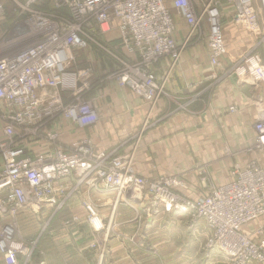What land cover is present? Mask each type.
<instances>
[{"label": "built area", "instance_id": "1", "mask_svg": "<svg viewBox=\"0 0 264 264\" xmlns=\"http://www.w3.org/2000/svg\"><path fill=\"white\" fill-rule=\"evenodd\" d=\"M14 1L25 16L15 24L26 31L0 47V54L18 47L0 60V253L5 264H19V255H29L34 241L17 238L15 222L4 223V214L15 219L23 208L57 203L58 195L65 200L68 191L73 193L84 183L113 191L118 200L130 190L144 189L148 216L177 213L190 227L205 225L208 245L231 254L235 261L264 264V239L252 243L244 231L264 216V167L258 159L235 165L224 183L215 182L208 167L200 163L197 170L205 194L191 196L180 190L186 184L177 174L139 176L133 168L135 149L128 153L119 152L118 146L96 150L86 140L64 146L60 139L64 121L84 127L99 118L87 97L93 87L91 69H76L79 50L90 45L103 48L106 33L117 28L116 47L125 54L114 47L118 52L111 54L115 67L107 78L137 93L153 108L160 99L171 97L167 76H158L156 63L168 58V75L190 42L201 37L202 25L207 26L211 63L220 64L227 53L223 0H204L199 10L192 0H171L187 23L182 41L176 38V16L167 0H55L56 9L67 8L69 14L37 8L50 0ZM227 1L238 8L236 23L259 29L257 5L264 17V0ZM4 11L0 0V19ZM263 58L259 50H252L235 61L230 72L240 83L264 84ZM67 91L71 92L68 101ZM254 128L256 145L263 152L264 116ZM41 142L47 143V151L33 148ZM65 179L73 183L68 186ZM87 211L88 219L97 225L98 208L87 205Z\"/></svg>", "mask_w": 264, "mask_h": 264}, {"label": "crops", "instance_id": "2", "mask_svg": "<svg viewBox=\"0 0 264 264\" xmlns=\"http://www.w3.org/2000/svg\"><path fill=\"white\" fill-rule=\"evenodd\" d=\"M222 2L227 53L219 65L211 63L207 31L201 40L190 42L168 75L170 60L164 58L156 63V72L162 79L167 76V89L173 97L156 103L150 115L152 123L141 134L139 148L133 155V167L139 176L177 174L187 182L185 191L191 196L205 194L197 170L200 163L210 168L217 183L230 180L237 164L245 166L258 159L264 167V151H259L256 145L254 128L264 116V84L240 83L229 72L240 56L252 50L257 49L264 56V42H259L264 17L257 5L259 29L254 31L236 23L235 4ZM193 3L199 10L201 0ZM167 4L176 16V38L182 41L187 23L176 13L171 0ZM104 37L107 46L114 49L120 32L113 28ZM92 46L79 50L76 69L85 66L91 69L93 87L87 97L97 107L99 118L84 127L64 121L60 139L64 146L86 140L96 150H110L137 132L149 106L141 96L120 87L115 80L104 81L112 60L103 50ZM116 49L125 54L123 48ZM70 93L64 94L66 101ZM35 144L37 152L48 149L46 142ZM64 182L68 186L73 183L70 179ZM68 194L65 200L58 195L57 203L47 201L23 208L15 219L4 214V223L15 222L17 238L34 241L29 255H19V264H204L206 261L200 248L208 236L205 225L185 235L182 231L185 221L177 213L148 216L144 189L129 191L118 200L113 191L84 183ZM91 204L98 208L97 225L88 219L87 205ZM153 225L157 226L155 231L151 230ZM258 225H264V217L245 226V230ZM139 229V245L130 255L126 237L135 235ZM220 261L217 257L207 264H221ZM0 264H5L1 253Z\"/></svg>", "mask_w": 264, "mask_h": 264}, {"label": "rangeland", "instance_id": "3", "mask_svg": "<svg viewBox=\"0 0 264 264\" xmlns=\"http://www.w3.org/2000/svg\"><path fill=\"white\" fill-rule=\"evenodd\" d=\"M3 3H4V8H5V11H4V16L0 19V47L2 46H5L6 43L8 41H10L11 39H17V38H20V36L26 31V28H21L19 26H17V24H15L17 21H19L21 18L25 17L23 14H21V11H22V8H19L18 6V3H16L14 0H2ZM20 3H23L22 1L23 0H19ZM204 1V0H201V2ZM193 2V0H192ZM39 6V5H38ZM37 6V8L39 9V7ZM201 37L199 39H195L193 41H199L201 40L204 35H206V32H207V26L205 25H202L201 27ZM263 28L261 29V32H260V35H261V38L259 39V42L260 44H262L264 42L263 40ZM102 43V40L100 41ZM106 41H103L102 45H103V48L101 47H97L98 50H103V53L106 57H108L109 59L112 60V63H111V66H109V69L104 77V81H108V80H114V79H108L107 76L111 73V71L113 70V68L115 67V64H114V58L112 57L111 54L113 53H118L117 51H115L114 49L110 48V47H106L105 44ZM259 44V45H260ZM94 47V46H92ZM18 47H13V48H10L8 50H6V53H2L0 54V60L1 59H5V58H8L10 57L11 55H13L15 53V51H17ZM1 50V48H0ZM10 52V53H9ZM261 52V51H260ZM122 56V55H121ZM243 56V55H242ZM240 56V57H242ZM264 57V56H263ZM237 61V60H236ZM263 61H264V58H263ZM86 67V66H85ZM88 67V66H87ZM86 67V68H87ZM230 72V71H229ZM228 72V73H229ZM231 74V72H230ZM169 91V90H168ZM170 92V91H169ZM171 93V92H170ZM171 97H173L172 94H170ZM167 98V97H165ZM149 108L147 109V114H146V117L143 119L142 121V125L141 127H139V129L137 130V132L135 134H132V135H129L127 137H125L120 143L119 145H117L118 147H120V151L121 153H128V152H131L132 150L135 149V153H137V150H138V145H139V138L141 136V134L143 133V131L145 129H147L151 123H152V120H150V115L151 113L153 112V108H151L150 105H148ZM155 106V105H154ZM233 111V110H232ZM116 146V147H117ZM115 148V147H114ZM113 149V148H112ZM134 168V167H133ZM210 169V168H209ZM210 171V170H209ZM136 172V171H135ZM152 178V177H150ZM186 186H187V182H185ZM186 188V187H185ZM185 188L183 187L182 189V192L184 191L185 194H188L186 191H185ZM134 190V189H133ZM132 191V190H130ZM129 192V191H128ZM125 195V194H124ZM122 195V196H124ZM94 205V204H92ZM95 206V205H94ZM118 206V205H117ZM178 216V214H176ZM182 219L185 221L184 225L185 227L183 226V233L185 235H188L190 234L189 231H195L197 228L195 227H190L187 223V220L184 218V216H181ZM264 217V216H263ZM262 217V218H263ZM179 218V217H178ZM261 218V219H262ZM260 219V220H261ZM260 220H256L254 222H257V221H260ZM252 222V223H254ZM200 226V225H198ZM197 226V227H198ZM157 226H151V230L152 231H155ZM187 227V228H186ZM245 229V227H244ZM248 236L251 238L252 240V243H258L260 241V239H264V225L261 226V225H258L257 227H254L252 228L251 230L248 228L247 230H244ZM149 232V231H147ZM139 234H141V230L139 229L137 231V233L132 236H128L126 237L127 239V242H128V247H129V254L132 255L136 249V247L139 245V242L137 244V241H138V236ZM151 234V233H150ZM257 235L254 236V235ZM209 242H208V236L206 237V240L202 243L201 245V249L202 251L206 254V261L204 264H207V262L209 261V263L212 262V260H216L217 257L218 259H220V263L221 264H241V261H238L236 262L234 260V258L230 255H228L226 252L220 250V249H217L215 246H210L208 245ZM142 247H146L145 245H142ZM156 249V248H155ZM154 255L158 256V252L155 250L151 251ZM263 254H264V250H263ZM243 264H246V262H244ZM249 264H263V262L261 261H258V260H253L251 261Z\"/></svg>", "mask_w": 264, "mask_h": 264}, {"label": "trees", "instance_id": "4", "mask_svg": "<svg viewBox=\"0 0 264 264\" xmlns=\"http://www.w3.org/2000/svg\"><path fill=\"white\" fill-rule=\"evenodd\" d=\"M40 9H45V10H59L65 14H69V11L67 8H60V9H56L55 6V0H50V1H46L44 4L38 6Z\"/></svg>", "mask_w": 264, "mask_h": 264}, {"label": "flooded vegetation", "instance_id": "5", "mask_svg": "<svg viewBox=\"0 0 264 264\" xmlns=\"http://www.w3.org/2000/svg\"><path fill=\"white\" fill-rule=\"evenodd\" d=\"M22 28H25V27L22 26Z\"/></svg>", "mask_w": 264, "mask_h": 264}]
</instances>
